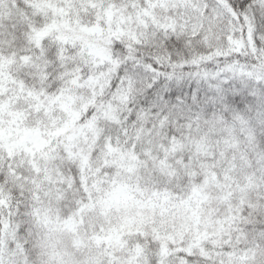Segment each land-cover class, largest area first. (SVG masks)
Masks as SVG:
<instances>
[{
	"label": "snow or ice",
	"instance_id": "obj_1",
	"mask_svg": "<svg viewBox=\"0 0 264 264\" xmlns=\"http://www.w3.org/2000/svg\"><path fill=\"white\" fill-rule=\"evenodd\" d=\"M0 264H264V0H0Z\"/></svg>",
	"mask_w": 264,
	"mask_h": 264
}]
</instances>
